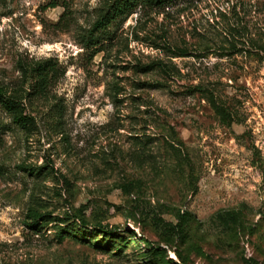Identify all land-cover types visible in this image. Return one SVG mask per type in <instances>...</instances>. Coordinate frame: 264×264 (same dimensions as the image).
Segmentation results:
<instances>
[{
    "label": "rangeland",
    "instance_id": "1",
    "mask_svg": "<svg viewBox=\"0 0 264 264\" xmlns=\"http://www.w3.org/2000/svg\"><path fill=\"white\" fill-rule=\"evenodd\" d=\"M111 2L0 0V264H264V0Z\"/></svg>",
    "mask_w": 264,
    "mask_h": 264
},
{
    "label": "trees",
    "instance_id": "2",
    "mask_svg": "<svg viewBox=\"0 0 264 264\" xmlns=\"http://www.w3.org/2000/svg\"><path fill=\"white\" fill-rule=\"evenodd\" d=\"M166 0H112V2L108 5L107 9L102 12L101 15L97 17V19L94 21L90 33L93 34V32L98 31L101 28H104L107 26L112 20L116 19L118 16H122L126 13H128L130 10H132L137 5H144V4H150L151 2L154 4H163ZM48 80V72L47 69L44 68V66L38 67L35 69V85L36 88L42 91V89L47 84ZM213 106L216 109L218 113L222 112V107L218 103H216L214 100ZM19 100L14 97H8L6 96L3 89L0 87V105L4 110L10 112L12 114L13 121L18 124L21 127H26L28 123V118L26 115H23L22 113H18V105ZM23 170H27L29 172H33V168H26V167H20ZM185 212L182 211V213L178 214V217L182 218L184 216ZM31 221L32 224L39 225V220H42L43 215L36 210L30 211ZM81 219V222H84L85 220L83 217H78ZM96 233L97 235H100L102 237L107 236L114 238L116 236L114 232V228L108 227L107 225H101L98 224L96 227ZM160 253H164V249L160 247L158 249ZM160 261H152L157 262V264H169L171 262V259L164 260L162 258L159 259Z\"/></svg>",
    "mask_w": 264,
    "mask_h": 264
}]
</instances>
